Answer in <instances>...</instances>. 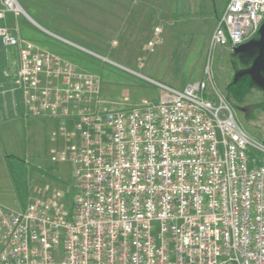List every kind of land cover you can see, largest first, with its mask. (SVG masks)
Wrapping results in <instances>:
<instances>
[{
  "label": "built area",
  "instance_id": "built-area-1",
  "mask_svg": "<svg viewBox=\"0 0 264 264\" xmlns=\"http://www.w3.org/2000/svg\"><path fill=\"white\" fill-rule=\"evenodd\" d=\"M8 15H29L0 0V42L22 51ZM263 24L264 0H230L211 52L247 44ZM29 46L2 95L19 92L26 122L58 124L70 145L53 154L72 166L75 197L73 208L63 191L20 211L0 204V264H264V144L209 67L183 90L153 82L156 103L99 109L96 75Z\"/></svg>",
  "mask_w": 264,
  "mask_h": 264
},
{
  "label": "rangeland",
  "instance_id": "rangeland-1",
  "mask_svg": "<svg viewBox=\"0 0 264 264\" xmlns=\"http://www.w3.org/2000/svg\"><path fill=\"white\" fill-rule=\"evenodd\" d=\"M229 1L18 0L25 12L48 31H36L42 39L36 41L47 43L48 48H40L20 34L23 30L30 35L37 25L25 16L8 15L7 25L20 35L22 51L20 47L5 48L0 42L3 109H14V119L20 115L24 119L19 92L6 96L2 92L12 85L5 74L13 75L18 70L21 54L29 55V45L57 55L62 53L59 47L66 51L64 54L72 55L62 58L96 75L101 89L95 105L99 109L130 110L142 103H156L160 91L153 82L183 90L192 82L206 79L209 67L217 90L232 107L237 121L253 139L264 144V104L256 103L248 94L240 102L252 105V110L241 112L235 107L229 90L233 80L230 65L234 64L231 52L210 49L217 19ZM41 122L42 131L33 123L27 129L10 123L1 128L0 204L8 209L23 210L31 198L59 191L66 192L73 208V168L59 163L53 154L70 143L57 134L58 124L54 129L50 121Z\"/></svg>",
  "mask_w": 264,
  "mask_h": 264
},
{
  "label": "flooded vegetation",
  "instance_id": "flooded-vegetation-1",
  "mask_svg": "<svg viewBox=\"0 0 264 264\" xmlns=\"http://www.w3.org/2000/svg\"><path fill=\"white\" fill-rule=\"evenodd\" d=\"M262 42L258 35L254 43ZM225 50V49H224ZM230 50L234 64L230 65L233 73V80L230 82L231 101L241 112L252 110V105L240 102L244 98H253L256 103L264 104V46L254 45L245 53L235 54L234 49ZM229 69V70H231ZM240 97L241 99H237Z\"/></svg>",
  "mask_w": 264,
  "mask_h": 264
},
{
  "label": "crops",
  "instance_id": "crops-1",
  "mask_svg": "<svg viewBox=\"0 0 264 264\" xmlns=\"http://www.w3.org/2000/svg\"><path fill=\"white\" fill-rule=\"evenodd\" d=\"M30 17V16H29ZM31 18V17H30ZM30 20V19H29ZM32 23H34L35 25H37V27L35 28L34 27V30H33V33H31L30 35H27L26 32H24L23 30L20 32L21 36L24 38V40H31L33 43H35L37 46H39L40 48H45L47 47L48 48V44L47 43H41V42H38L36 40H42L40 38V36H38L39 34H36V31L38 32H44L46 34H48V31H46L45 28L41 27L40 24H38L36 21H34L32 18L30 20ZM8 24V23H7ZM9 25V24H8ZM34 26V25H33ZM15 34H17L19 37L20 35L16 32V31H13ZM42 35V34H41ZM21 38V37H20ZM45 40H48V39H45ZM38 42V43H37ZM63 47H67V45H62ZM58 51L59 52H62L61 54H59V56H62V57H72V55L70 54H64L66 51L60 49L58 47ZM54 53V52H52ZM56 54V53H55ZM23 111H25L24 107L22 106L20 108V114L23 113ZM14 109L13 110H9L7 108H4L3 109V102L0 101V131H3L1 128H3L5 125H7V123H10L12 126L14 127H19L22 129V127L24 126V128L27 129V127H30V125L33 123L36 125V128L40 129V131H42V127L44 126V124H42L41 121H50L52 128L55 129V127L57 126V123L52 121V120H48V119H30L28 122L25 121V119H23L20 115V119L19 118H15L13 117V113H14ZM19 116V113L17 114ZM6 123V124H5ZM29 125V126H28ZM19 130V129H18ZM27 131V130H26ZM2 133V132H0ZM2 135V134H1ZM12 135L15 136V134L13 133L12 131Z\"/></svg>",
  "mask_w": 264,
  "mask_h": 264
},
{
  "label": "water",
  "instance_id": "water-1",
  "mask_svg": "<svg viewBox=\"0 0 264 264\" xmlns=\"http://www.w3.org/2000/svg\"><path fill=\"white\" fill-rule=\"evenodd\" d=\"M259 35L262 37V42H260V43H254V40H252V41L248 42L247 44H244V45H242V46H240L238 48H235L234 49V53L235 54L245 53L247 50H249L251 47H253L256 44H259L261 46H264V24L262 25V27L260 29Z\"/></svg>",
  "mask_w": 264,
  "mask_h": 264
}]
</instances>
